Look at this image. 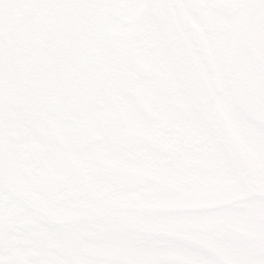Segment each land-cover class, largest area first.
Instances as JSON below:
<instances>
[{"label": "snow or ice", "instance_id": "obj_1", "mask_svg": "<svg viewBox=\"0 0 264 264\" xmlns=\"http://www.w3.org/2000/svg\"><path fill=\"white\" fill-rule=\"evenodd\" d=\"M0 264H264V0H0Z\"/></svg>", "mask_w": 264, "mask_h": 264}]
</instances>
